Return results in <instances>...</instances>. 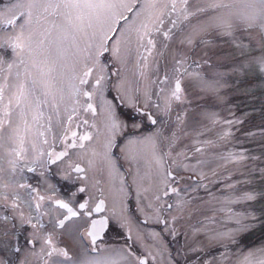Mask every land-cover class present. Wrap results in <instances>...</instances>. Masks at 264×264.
<instances>
[{
  "label": "snow or ice",
  "instance_id": "snow-or-ice-1",
  "mask_svg": "<svg viewBox=\"0 0 264 264\" xmlns=\"http://www.w3.org/2000/svg\"><path fill=\"white\" fill-rule=\"evenodd\" d=\"M216 38L240 58L234 71L264 75V0H0V264H199L187 259L183 246L173 253L166 236L174 241L180 235L177 224L190 218L196 199L191 193L208 187L207 149L230 141L235 132L202 141L212 128L189 132L188 110L177 112L174 104L188 103L185 79L219 98L223 73L196 71L212 67L205 57L218 47ZM132 69L139 77L135 85ZM88 114L91 121L84 118ZM208 118L212 125L221 123L214 114ZM145 119L154 130L142 131ZM226 123L240 125L244 119ZM81 124L92 131L78 134L73 128ZM54 127L62 130L59 138ZM193 132L191 155L187 145L177 150ZM116 150L129 163L146 160V170L141 174L137 166L133 176L136 216ZM218 158L264 164V153L230 151ZM105 170L107 191L95 178ZM257 171L264 180V167H250L243 183L252 184ZM54 180L74 187L62 197ZM41 185L49 195H41ZM241 201H264V188L224 199L226 205ZM227 211L234 228H209L211 218L196 231L209 242H227L220 264H264V245L229 253L239 234L264 228V204L259 210ZM116 229L123 230L122 245L97 243ZM60 237L80 245L79 258L72 259Z\"/></svg>",
  "mask_w": 264,
  "mask_h": 264
},
{
  "label": "rangeland",
  "instance_id": "rangeland-1",
  "mask_svg": "<svg viewBox=\"0 0 264 264\" xmlns=\"http://www.w3.org/2000/svg\"><path fill=\"white\" fill-rule=\"evenodd\" d=\"M190 2L195 4L197 0H190ZM216 41L218 47L209 50V57H205V59H209L212 67L210 68L208 64H204L202 68H198L196 71H199L206 76L211 75L213 72L223 73L219 98L199 91L195 86L194 81L185 79L182 81V88L183 94L187 97L188 103L174 104V109L177 112H182L184 109L188 110V118L184 127L187 128L189 132H191L194 127L199 128L204 125L212 128V131L206 132L205 135L199 137L202 141L217 139V133L221 131L231 130L235 132V136L230 141L221 142L218 147L207 149V155L205 158L208 159L210 163L204 169L205 172L208 173V178L204 183H206L208 187L207 189L199 188L191 193L190 198L196 197V199L192 201L190 218L186 216L184 220L179 221L177 224L180 235H178L174 241L170 236H166L168 247L173 253L183 246V250L188 253L187 259L189 261H199V264H203L205 260H211L212 264H220V254L224 252L222 244L227 242H209L205 236L201 232H197L196 229L202 228L211 218H214L215 223L209 224V228L218 231H227L235 227V224L228 220L229 213L227 209H231L233 212H244L250 208L259 210L261 205L264 204V201H257L254 205L247 204L243 201L228 205L224 203L225 198L242 196L244 192L253 188H264V180L260 179L258 171L251 175V179L253 180L252 184L243 183L245 179L249 178L250 167H264V164H261L260 161H256L254 165L251 160L245 162V164H237L227 163L225 160L218 158L220 155H226L230 151L236 153L243 152L249 157L254 155L258 156L264 153V139H261L260 137V130L264 129V100H259L263 99L264 96V75L257 72L241 73L234 71V66L240 63V58L235 55V49L230 44L221 41L219 38H216ZM173 47H175V45H173ZM254 55H258V53H254ZM201 56L202 52L199 53L196 58L200 59ZM170 67L171 63H169V68ZM134 71L135 69H132V71L129 72V77L135 85V82L139 80V77L133 74ZM149 75L152 80H155L157 74L153 70ZM139 86L141 88L143 87L142 81L139 82ZM152 90L154 93L153 101H155V92L157 91L156 85H152ZM260 91H263V93L260 94ZM258 97L260 98L258 99ZM124 111H127V109H124ZM150 111L155 112V109L150 106ZM213 114L215 115V118L221 122L220 124L212 125L211 119L208 117H211ZM84 118L89 121L92 120V117H89L88 115ZM237 118H243L244 123L233 126L226 123L228 120H235ZM79 119L80 118H77V121ZM174 119L175 116L173 117V120ZM194 119H199L201 123L195 125L193 123ZM77 121L73 122L74 125ZM237 128L239 129L238 131ZM149 129L154 130L150 122L145 119L142 131L146 133ZM73 130L77 131L78 134H83L85 131H92V129L83 124H81L79 128L74 127ZM61 131L60 128L54 127V132L58 138ZM246 133H256V135L253 137L246 135ZM194 135L195 133L193 132L192 135L183 139L177 150H179L180 147L187 145L189 155H191ZM56 147L59 149L62 148L59 139H57ZM166 150L167 149L165 148V151ZM119 153L123 156V153ZM122 161L123 163L121 165L123 167L125 166V168H122L119 165L117 159L116 165L120 172L123 173L125 184L128 188L129 199L127 202L129 210L133 216H136L138 214L135 211L136 192L135 186L133 185V176L136 173L137 166H139L141 174L146 170V160L141 159L139 165L129 163V161L124 158ZM53 168H55V166H53ZM213 170H215V175H212ZM128 172L129 176L126 178ZM89 177L91 179V173H89ZM95 178L101 182L97 187L104 188L105 191H107L109 179L107 170L102 173H97ZM192 179L195 180L196 177H192ZM53 182L57 183L55 180ZM229 184H234L235 187L229 188ZM57 187L59 188L58 184ZM89 187H91L90 184ZM40 191L41 195L50 194L45 190L43 185L40 186ZM213 196H215L216 199H213ZM149 227L155 228L159 231L162 226L150 225ZM116 232H120L121 235L117 237ZM185 233H187V239H185ZM106 236H108L110 240L108 243H103L105 246L122 245L124 243L122 229L110 231ZM250 237L253 238L248 239ZM62 240L70 255L73 256L72 259L79 258L82 251L80 245L76 243L75 240L69 239L68 237H62ZM237 240L238 244H229V253L247 252L248 250L260 247L261 245H264V228H256L253 231L239 234ZM146 242L149 244L151 243L150 240H146ZM195 245H199L203 250L190 251ZM136 248L138 252L142 251L139 244L136 245ZM229 264H231V262H229Z\"/></svg>",
  "mask_w": 264,
  "mask_h": 264
},
{
  "label": "flooded vegetation",
  "instance_id": "flooded-vegetation-1",
  "mask_svg": "<svg viewBox=\"0 0 264 264\" xmlns=\"http://www.w3.org/2000/svg\"><path fill=\"white\" fill-rule=\"evenodd\" d=\"M88 116L89 117H91V115L90 114H88ZM56 150L57 151H59L60 149L59 148H57L56 147ZM29 175H31V174H29ZM56 181V180H55ZM57 182V181H56ZM33 183H34V181H33ZM58 185H59V188H60V196H62V197H65V194L67 193V191H68V189L69 188H71V187H74L73 185H68V184H66V183H63L62 181H60V182H58L57 183ZM109 233V232H108ZM108 233H106L105 234V236H104V240L103 241H99V242H97L98 244H100V243H104V242H107L108 243V241L110 240V238H108V236H106ZM120 239H121V237H120ZM120 239H118V240H120ZM122 240V239H121ZM71 257H73V256H71Z\"/></svg>",
  "mask_w": 264,
  "mask_h": 264
},
{
  "label": "trees",
  "instance_id": "trees-1",
  "mask_svg": "<svg viewBox=\"0 0 264 264\" xmlns=\"http://www.w3.org/2000/svg\"><path fill=\"white\" fill-rule=\"evenodd\" d=\"M263 93V91H260V94H262ZM260 97H258V99H259ZM259 100H261V101H263L264 100V96H263V99H259ZM257 237V236H256ZM253 237H250V238H248V239H252Z\"/></svg>",
  "mask_w": 264,
  "mask_h": 264
}]
</instances>
